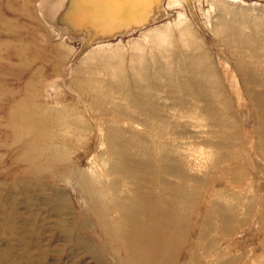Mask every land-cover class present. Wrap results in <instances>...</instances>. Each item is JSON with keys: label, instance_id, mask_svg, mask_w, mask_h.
<instances>
[{"label": "rangeland", "instance_id": "1", "mask_svg": "<svg viewBox=\"0 0 264 264\" xmlns=\"http://www.w3.org/2000/svg\"><path fill=\"white\" fill-rule=\"evenodd\" d=\"M106 1L73 29L0 0V264H116L82 192L122 252L137 185L185 213L182 264H264V0ZM115 49L122 74L91 55Z\"/></svg>", "mask_w": 264, "mask_h": 264}, {"label": "bare ground", "instance_id": "2", "mask_svg": "<svg viewBox=\"0 0 264 264\" xmlns=\"http://www.w3.org/2000/svg\"><path fill=\"white\" fill-rule=\"evenodd\" d=\"M54 1L55 3L53 6H51V10L49 9L51 18H53L54 21L58 22L60 25H68V27L73 29L75 28V26L82 28L88 25H90L89 27H98V24H100V22L96 20L104 10V7L108 6V2L106 0H65L64 3L59 0ZM152 1L153 0H150V3ZM170 3H172V1L168 0L166 4ZM134 18L136 17L134 16ZM91 22H95V24ZM234 22L239 26H242L244 24V21L239 18H237ZM100 29L105 32L115 31L111 28L106 29L105 26H101ZM239 33L241 32L239 31ZM111 42L98 43V46L100 45V48L104 47V45L112 47L114 44L112 45ZM42 53L44 58L47 57L46 51L42 50ZM119 53L120 51L115 49L111 52H107L106 54L99 55L100 53L94 50L91 52V55L94 59L98 60L96 62H99V60H105L107 66L105 64L104 65L108 68V70H110V72H118L119 74H122V72L126 71V69L122 58L117 59V57H121ZM137 61L139 60L137 59ZM92 63H94V60ZM20 108L22 111L21 119L27 123L29 119H32V115L25 104H23L22 107L20 106ZM32 124H37V122L33 121ZM260 147H264V144L261 143ZM17 157L22 161L29 160L26 159V155L23 151L20 152ZM37 158L40 160L39 157H36L35 159L29 161L35 163L37 162ZM184 159H186V157ZM192 169H190V171ZM28 172L39 175L38 173H40V170H38L37 166L33 164L29 168ZM64 176H66L65 178H67L68 174ZM141 188V185L136 186L131 205H120L122 214L120 213L121 217L119 220V224L122 231L120 240L122 243V252H120L121 249H119L118 251H111V248L109 247V245L112 244L111 241L114 240L113 237L115 236V232L107 223V214L110 212L109 208L103 205V202L100 201L101 199L99 200L97 197H95L90 190L86 191V193L82 192L84 202H86V208L88 212L94 217L95 226L97 229L96 233L98 234V238L102 243V246H99V248L97 247L96 249L94 248L93 252L103 255L104 257H106V255H110L112 260L116 264H177L183 258V246L181 245V243L183 242L182 236L186 215L182 210L178 209L177 205L172 204L167 208L165 205V199H156L154 195L145 194ZM78 220H80L81 223L83 222L82 224L84 225V228L88 227V224H84L85 220L87 219L82 213L80 214ZM67 230L68 229L65 228V233H68V235L72 238L71 232ZM81 245L87 248L91 247L89 246V244H85V242H83V244ZM101 248L104 249V252H102ZM106 250L108 253H105ZM179 264H182V262H180Z\"/></svg>", "mask_w": 264, "mask_h": 264}]
</instances>
